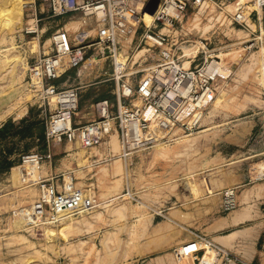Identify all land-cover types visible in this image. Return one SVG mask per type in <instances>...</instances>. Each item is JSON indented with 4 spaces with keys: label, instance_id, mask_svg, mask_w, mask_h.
<instances>
[{
    "label": "rangeland",
    "instance_id": "374dc122",
    "mask_svg": "<svg viewBox=\"0 0 264 264\" xmlns=\"http://www.w3.org/2000/svg\"><path fill=\"white\" fill-rule=\"evenodd\" d=\"M185 1L183 21L162 32L169 36V48L184 70L210 65L212 59L222 69L200 126L191 134L174 129L170 140L130 159L123 158L114 129L104 141L112 146V195L101 199L90 193L100 204L95 209L66 211L51 222L45 182L38 184L37 178L51 160L45 149L58 145L42 139L57 106L55 99H45L48 83L38 63L54 55L56 33L48 30L50 25L57 31L69 19L41 21L49 11L43 0H0V125H5L0 137V264H195L194 257L180 259L177 251L200 240L246 263L258 245L260 253L250 264H264V45L250 46L247 32L260 9L258 0H206L204 6ZM133 4L140 22L130 25L118 40L117 55L104 62L110 75L90 76L100 69L98 62L85 60L76 68L84 80L72 88L80 97L73 124L81 107L107 89L87 94L91 79H111L112 98L118 97L117 77L138 89L162 60L154 42L144 38L149 19L140 16L143 11L155 15L162 0ZM80 17L83 23L93 18ZM71 27L78 30V23ZM159 30L153 23L152 32ZM29 109L37 119L33 126L13 122ZM31 134L38 141L28 140ZM30 153L45 158L24 163L22 156ZM71 186L69 181L63 189ZM227 190H236V208L228 213L223 209ZM232 217H237L234 227H222ZM200 248L208 258V249Z\"/></svg>",
    "mask_w": 264,
    "mask_h": 264
},
{
    "label": "built area",
    "instance_id": "2783aa9c",
    "mask_svg": "<svg viewBox=\"0 0 264 264\" xmlns=\"http://www.w3.org/2000/svg\"><path fill=\"white\" fill-rule=\"evenodd\" d=\"M48 5L53 17H62L75 12H82L86 17L93 16L96 22L102 24L99 31V45L102 46V56L115 54L118 40L129 33L130 25L138 16L133 0H43ZM35 3V2H34ZM199 4V0H196ZM259 7H264V1L258 0ZM32 7V6H31ZM187 8L185 0H162L159 11L155 13L154 24L162 30L157 33L148 31L145 39L154 42L161 51V62L156 66L150 79L143 81L138 89L130 82L116 78L119 87L118 112L110 116L106 107L100 110L101 119L83 127H75L73 117L79 108V93L77 89L58 91L49 83L59 78L62 70L78 68L85 62V47H74L67 32L59 31L53 36L54 55L44 56L39 61L43 78L48 83L44 90L45 99H55L57 110L50 117L46 139L48 142L61 144L64 141L79 140L82 147L92 150L100 147L110 133L117 132L122 144V156L131 158L135 153L151 149L155 143L164 139L170 140L174 129H180L184 134H191L199 127L200 119L195 120L191 114L183 113L185 106L197 105L212 93V83L218 76L208 71L207 66L184 70L175 56L173 47L169 48V36L161 31L174 28L181 23ZM87 11H90L87 14ZM36 12V10H35ZM27 33H30L27 31ZM211 61V65L213 63ZM122 89V91L120 90ZM134 101L136 103L132 104ZM153 109L151 118L146 117L148 110ZM45 157L38 153L22 156L24 163H39ZM46 190L48 193L45 195ZM43 199L50 205L53 214L61 211L93 210L98 200L90 193L67 189L63 193L48 183L42 184ZM236 208V190L225 191L223 194V209L228 213ZM206 241L205 239H203ZM207 242V241H206ZM177 251L180 259L194 257L195 264H248L242 259L227 253L207 243L214 251L211 261L203 262L201 257L207 253L200 248L201 240L190 242Z\"/></svg>",
    "mask_w": 264,
    "mask_h": 264
},
{
    "label": "crops",
    "instance_id": "0c3cea01",
    "mask_svg": "<svg viewBox=\"0 0 264 264\" xmlns=\"http://www.w3.org/2000/svg\"><path fill=\"white\" fill-rule=\"evenodd\" d=\"M148 13L143 11L140 16H146V21L149 19V26L147 24L145 25H147L146 28H151L153 23L150 21L151 17H147ZM81 14L82 12L78 11L66 15L69 22H66L62 29L56 31L58 26L50 25L48 30H50L51 33L59 31L67 32L71 44L74 47H85V60H87V63L98 62L100 64V69L97 70V73L93 71L90 73V76H95L97 74L98 77L108 76L110 75L111 70L103 68V66L105 64L104 62L109 59V56H102V46L99 45V31L102 29L103 25L97 23L95 18H91L92 20L83 23L82 17H80ZM53 18L56 17H53L48 11L47 16L41 19V21H49ZM250 22V28L247 29L252 41L250 46H255L256 43L254 42H259L264 45V7L256 10L255 14L250 19ZM72 23H78V30L75 29V31L72 27L69 29V26ZM252 26L255 27L256 31H254ZM133 39L135 40V35L132 36V41ZM104 57L105 59H103ZM81 74L82 72L76 71V68L62 70L59 78L51 81L49 84L58 91L71 89L83 83L82 81L84 78H81ZM95 77L97 78V76ZM111 82V79L106 78L94 82H92L91 79L90 84H87L88 86H86V88H89V93L87 94L89 95L93 90L97 89L98 92L103 89L105 90V88L107 89L101 95L97 93L94 94L95 96L92 101H90L88 105H83L81 107L80 113L77 114L78 121H76V123L74 122V126L76 128L98 122L101 119L100 110L103 107L107 108L110 116L117 115L119 101L118 97L112 98V91L109 89L112 85ZM31 110L32 109L26 111L23 117H19L20 119L14 117L13 122L16 123L25 120L29 126H33L35 124L34 122H37V119L34 115H32L33 111ZM42 118L41 120H43ZM4 126V124L0 125V130H2ZM1 136L2 135H0V137ZM29 139L38 141L35 134H31L28 137V140ZM42 139L46 140L45 135L42 136ZM20 141L21 140H18V143ZM21 146L22 143L18 144L17 148L20 149ZM14 151L17 153V150ZM44 153H50L51 160L47 161L43 167H40L37 178L38 184L43 182L48 183L61 193L65 190L63 188L66 187V183L71 181L76 189L92 193L98 198L102 199L112 195V146L110 143L106 142L98 148L86 150L82 147L79 140L74 142L64 141L62 144L55 145L50 149H45ZM240 216L241 215H237V217ZM237 217L226 219L222 227H234V224L236 223L234 221ZM259 253L258 245H255V249H252L251 253L246 258L247 263L250 264L253 260H255Z\"/></svg>",
    "mask_w": 264,
    "mask_h": 264
},
{
    "label": "bare ground",
    "instance_id": "6f19581e",
    "mask_svg": "<svg viewBox=\"0 0 264 264\" xmlns=\"http://www.w3.org/2000/svg\"><path fill=\"white\" fill-rule=\"evenodd\" d=\"M264 1V0H263ZM199 4H201V5H205V4H207V1L206 0H199ZM90 11H87V14L89 13ZM246 18V17H245ZM154 20H155V15H152V17H151V21H152V23L154 22ZM134 21H136V22H140L139 21V18H138V16L135 18V20ZM250 23V22H249ZM248 25H250V24H248ZM253 27V26H252ZM251 27V28H252ZM167 29V28H166ZM254 29V28H253ZM255 31V30H254ZM29 32H35V31H29ZM163 33H164V31H162ZM152 42V41H151ZM264 50V49H263ZM190 51V50H189ZM188 52V51H187ZM187 52H186V54H187ZM114 53L117 55V49H115V51H114ZM139 54V53H138ZM137 54V55H138ZM141 54V53H140ZM116 55H115V65H116V68H117V72H122L123 71V69L120 71L119 70V63H118V61H117V57H116ZM217 63V62H216ZM217 65L218 64H215V61L212 63V65L210 64H208L207 65V69H208V71L209 72H211V73H214V74H216V75H219V73H220V69L221 68H218L217 67ZM220 67V66H219ZM210 70H212V71H210ZM222 70V69H221ZM224 70V69H223ZM209 96V95H208ZM208 97H206L203 101H199L198 102V104L197 105H195V104H190L189 106L187 105V106H185V109L183 110V113H188V114H191V116H193L194 118H195V120H199L200 121V124H201V122H202V120L204 119V109H205V107H207V105L210 103V99H207ZM11 114V113H10ZM154 114V110L153 109H150V110H148L147 111V113H146V117L147 118H151V116ZM6 116V115H5ZM200 124H199V126H200ZM112 133H110V135H111ZM110 135H109V137H110ZM108 137V138H109ZM114 137V136H113ZM130 159V158H129ZM35 165V164H34ZM71 189H74V187H72L71 186ZM74 190H76V189H74ZM230 192L232 191V190H229ZM128 196V195H127ZM126 197V195L124 196V198ZM123 200H125V199H123ZM114 201V200H113ZM47 203V202H46ZM138 207V206H137ZM63 212H66V211H61V212H59V213H57V214H53L52 215V218H51V222H56L57 220H58V215L60 214V213H63ZM188 232L189 233H191L192 234V236H195L196 234L195 233H193V232H191V231H189L188 230ZM206 243H209L208 241L206 242ZM203 247H206L207 249H208V251H209V257L208 258H205V256H204V258H202L203 259V262H208V261H211L212 259H213V256H214V251H212V249L211 248H209V247H207V245L206 244H201ZM201 259V260H202Z\"/></svg>",
    "mask_w": 264,
    "mask_h": 264
},
{
    "label": "trees",
    "instance_id": "16d2710c",
    "mask_svg": "<svg viewBox=\"0 0 264 264\" xmlns=\"http://www.w3.org/2000/svg\"><path fill=\"white\" fill-rule=\"evenodd\" d=\"M3 134H4V132L2 130H0V135H3Z\"/></svg>",
    "mask_w": 264,
    "mask_h": 264
},
{
    "label": "water",
    "instance_id": "95a60500",
    "mask_svg": "<svg viewBox=\"0 0 264 264\" xmlns=\"http://www.w3.org/2000/svg\"><path fill=\"white\" fill-rule=\"evenodd\" d=\"M152 13H154V12H152Z\"/></svg>",
    "mask_w": 264,
    "mask_h": 264
}]
</instances>
